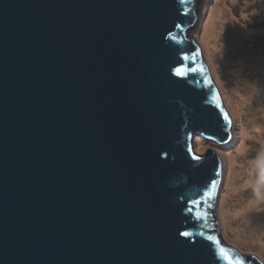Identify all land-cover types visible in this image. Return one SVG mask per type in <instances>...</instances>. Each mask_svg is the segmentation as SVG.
<instances>
[{
	"label": "water",
	"instance_id": "water-1",
	"mask_svg": "<svg viewBox=\"0 0 264 264\" xmlns=\"http://www.w3.org/2000/svg\"><path fill=\"white\" fill-rule=\"evenodd\" d=\"M198 1L0 0V264H264L194 151L233 125Z\"/></svg>",
	"mask_w": 264,
	"mask_h": 264
},
{
	"label": "rangeland",
	"instance_id": "rangeland-1",
	"mask_svg": "<svg viewBox=\"0 0 264 264\" xmlns=\"http://www.w3.org/2000/svg\"><path fill=\"white\" fill-rule=\"evenodd\" d=\"M216 1L199 0L197 2V20L187 27L186 38L190 39L194 35L204 53L211 77L217 84L222 100L232 115L233 136L228 141H219L196 135L194 139V151L196 154L203 156L208 149L215 148L221 158V182L215 201V209L218 214L223 237L241 251L255 253L264 260L262 250L260 251L256 246L251 244L253 237L259 232L254 230L252 237L249 234L250 232H246L248 233L247 238L239 242L234 241L230 237V234H227L230 232V229L224 230L219 214L220 204H223L224 201L227 200V203L233 206H239V202L242 203L249 199L254 202L255 210L263 215L262 222L264 221V163L262 166H258L257 163V169L255 168V161L262 152L264 153V123L263 121V125H260L261 121L255 125L250 123L248 124V129L243 130V127H247L244 124L248 119H261L263 114L260 112L261 107L257 105H264V89L260 94L261 101H258L257 97L242 93V97L246 98L247 101L242 106L244 108H241V111H236L233 108V104L228 102L226 96L227 90L231 92L230 90L233 88L242 89L241 87L245 86V76L248 77V80L250 76L254 77L251 81L252 83L254 80V82L257 80L255 78L256 72L252 68L242 67L240 58L249 57L245 58L246 61L252 58L256 64L258 62L256 55L259 53L264 54V0L217 1L220 2L223 10L221 19L223 28L218 38L219 54L218 58L215 59L216 64H214L218 69L217 72H215L212 65L213 62L209 60L207 51L201 40L205 14H208L209 7H212ZM225 22L227 23L226 25L224 24ZM217 78L221 79V83L224 85L221 84L223 89L220 88V83L218 84L219 81ZM227 86L229 87L227 88ZM233 93L236 95L237 92ZM240 144H243L242 150H239ZM230 156L235 159L234 165L236 170L242 169V172L237 177L236 189L234 186L230 187L232 191L229 193L228 187L226 186V179L228 176V159ZM248 179L250 181L246 184ZM224 195L226 198H223ZM251 195L253 197L249 198ZM253 229H255L254 226Z\"/></svg>",
	"mask_w": 264,
	"mask_h": 264
},
{
	"label": "bare ground",
	"instance_id": "bare-ground-1",
	"mask_svg": "<svg viewBox=\"0 0 264 264\" xmlns=\"http://www.w3.org/2000/svg\"><path fill=\"white\" fill-rule=\"evenodd\" d=\"M218 1V0H217ZM213 4L212 7H209L208 14H205L204 22H203V29H202V35L201 40L203 41V45L205 50L207 51V55L209 57V60L213 62V67L215 72L218 71L215 62V59L218 58V38L220 35V31L223 28V23L221 21L223 10L220 5V2H217ZM229 19V18H228ZM227 24L226 22L224 23ZM232 44H234L232 42ZM257 63H254V59H249V61H246L245 57L243 59L240 58V63H242V67H248L252 68L254 72H256L255 78L257 79L256 82H251L254 77L250 76V79L248 80V77H244L245 86L239 88H233L229 92L227 89L226 96L227 100L230 104H233V108H235L236 111H241V108L244 104H246V98L242 97V93L244 95H252L254 97H257L258 101H261L260 94L262 90L264 89V54H257L256 55ZM212 68V66H211ZM213 69V68H212ZM259 71V73H258ZM219 81L218 84L221 89H223L221 83V79L217 78ZM222 84V85H221ZM224 86V85H223ZM229 86H227L228 88ZM233 92H237L236 95ZM221 94V93H220ZM258 107H261L260 112L263 114L261 119H248L243 127V130L248 129V124H257L259 121H261L260 125L262 124V121L264 123V105H257ZM240 107V108H239ZM231 115V114H230ZM248 117V116H245ZM232 118V115H231ZM233 129V125L231 130ZM199 135V134H197ZM233 136V134H232ZM232 139V137L230 138ZM243 144H240L239 150H242ZM241 152V151H240ZM259 159V160H258ZM258 159L255 161V168L257 169V163L258 166H262L264 163V153L258 157ZM235 159L233 157H229L228 159V176L226 179V186L228 187V192L230 193L232 190L230 187L236 185L237 183V177L242 172V169L236 170V167L234 165ZM250 179L246 181V184ZM236 189V187H235ZM227 191V190H226ZM253 197L251 195L249 198ZM223 198H226L224 195ZM264 198V196H263ZM239 206H233L229 203H227V200L223 202V204H220L219 208V214L220 218L224 227V230L230 229V232L227 234H230V237L234 241H242L244 238H247L248 233L252 237L253 231H258L259 233L253 237L251 244L253 246H256L261 252L264 253V221L262 222V216L261 213L254 208V202L252 200L247 199L245 202H239ZM253 226L255 229H253Z\"/></svg>",
	"mask_w": 264,
	"mask_h": 264
},
{
	"label": "snow or ice",
	"instance_id": "snow-or-ice-1",
	"mask_svg": "<svg viewBox=\"0 0 264 264\" xmlns=\"http://www.w3.org/2000/svg\"><path fill=\"white\" fill-rule=\"evenodd\" d=\"M220 251H221V254L223 255L224 254V249L221 248Z\"/></svg>",
	"mask_w": 264,
	"mask_h": 264
},
{
	"label": "clouds",
	"instance_id": "clouds-1",
	"mask_svg": "<svg viewBox=\"0 0 264 264\" xmlns=\"http://www.w3.org/2000/svg\"><path fill=\"white\" fill-rule=\"evenodd\" d=\"M232 128V127H231ZM232 131V130H231Z\"/></svg>",
	"mask_w": 264,
	"mask_h": 264
}]
</instances>
